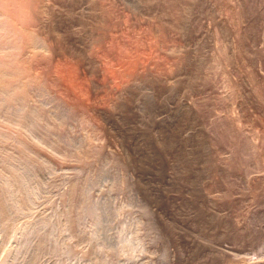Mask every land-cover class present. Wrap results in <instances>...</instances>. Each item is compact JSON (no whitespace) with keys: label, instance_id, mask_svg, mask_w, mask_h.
I'll list each match as a JSON object with an SVG mask.
<instances>
[{"label":"rangeland","instance_id":"374dc122","mask_svg":"<svg viewBox=\"0 0 264 264\" xmlns=\"http://www.w3.org/2000/svg\"><path fill=\"white\" fill-rule=\"evenodd\" d=\"M1 73L0 264H264V0H0Z\"/></svg>","mask_w":264,"mask_h":264},{"label":"bare ground","instance_id":"6f19581e","mask_svg":"<svg viewBox=\"0 0 264 264\" xmlns=\"http://www.w3.org/2000/svg\"><path fill=\"white\" fill-rule=\"evenodd\" d=\"M30 40H31V39H30ZM31 41L34 42V39H32ZM31 41H30V42H31ZM32 44H33V43H32ZM2 69H3V68H2ZM3 70H4V69H3ZM8 70H9V69H8ZM3 75H5V73H1V74H0V76H3ZM9 76H10V75H9ZM10 78H11V76H10ZM10 78H9V79H10ZM0 81H1V80H0ZM15 81H16V80H15ZM4 82H5V81H4ZM4 82H3V83H4ZM17 88H18V87H17ZM12 90H13V89H12ZM1 91H2V90H1ZM4 91H5V90H4ZM4 91H2V92H4ZM8 92H9V91H7V94H8ZM5 93H6V92H5ZM11 94H12V93H11ZM11 94H10V95H11ZM4 95H5V94H4ZM7 96H8V95H7ZM7 96H5V97H7ZM23 96L25 97V95H23ZM77 96H78V95H77ZM21 98H22V97H21ZM16 99H17V98H16ZM5 100H6V99H5ZM19 100H20V99H19ZM22 100H23V99H22ZM34 109H35V108H34ZM30 113H31V112H30ZM32 113H33V111H32ZM29 115H30V114H29ZM45 115H46V114H45ZM23 116H24V114H23ZM32 118H33V117H32ZM35 118H36V117H35ZM34 121H35V120H34ZM36 122H37V121H36ZM38 125H39V124H38ZM37 127H38V126H37ZM17 142H18V141H17ZM23 152H24V151H23ZM13 157H14V156H13ZM5 162H6V161H5ZM38 164H39V163H38ZM40 166H41V165H40ZM14 172H15V171H14ZM14 172L12 173V175L15 174ZM13 177H14V180L16 181V180H17V179H16L17 177H15V176H13ZM13 177H12V178H13ZM11 180H12V179H11ZM14 180H13V181H14ZM6 183H7V182H6ZM12 183H13V182H12ZM0 184H2V183H0ZM8 185H9V184H8ZM9 186H10V185H9ZM9 186H8V188H9ZM8 188H7V189H8ZM7 193H8V191L6 192L5 186H4L3 184L0 185V219L5 218V216H6V215L3 216V211H4L3 209L6 208V210H8V208H9V207H7V205H8V202H9V201H8V199H9L8 196H10V195H9L10 193H8V194H7ZM10 209H11V208H10Z\"/></svg>","mask_w":264,"mask_h":264}]
</instances>
